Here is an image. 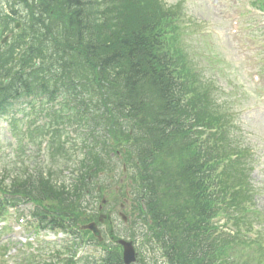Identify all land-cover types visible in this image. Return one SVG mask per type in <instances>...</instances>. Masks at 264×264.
Listing matches in <instances>:
<instances>
[{
  "label": "trees",
  "instance_id": "trees-1",
  "mask_svg": "<svg viewBox=\"0 0 264 264\" xmlns=\"http://www.w3.org/2000/svg\"><path fill=\"white\" fill-rule=\"evenodd\" d=\"M7 2L12 14L0 18V35L12 31V37L0 43V115L20 100L44 106L40 111L48 121L27 134L31 140L53 134L49 164L71 155L59 138L70 121L67 113L73 112L77 123L88 129L101 126L107 137L93 140L91 162L86 157L82 166L103 172L108 167L102 157L105 144L112 141L109 145L125 148L150 246L163 250L166 264H235L234 258L225 262L222 257L232 241L218 243V238L205 236L212 228L213 207L209 168L215 155L209 143L223 142L238 154L220 182L236 200L249 191L232 165L247 150L231 137L229 119L204 138V126L210 128L204 108L211 107V112L220 104L212 94V81L181 41L186 26L178 21L177 5L164 0ZM15 19L21 23L17 31L12 30ZM59 97V107L48 112L45 104ZM16 150L19 158L31 151L20 143ZM43 163L23 176L7 175L8 184L2 176L0 189L9 185L45 198L60 193L63 199V193L78 190L63 182L54 185ZM105 253L102 264H122L117 247Z\"/></svg>",
  "mask_w": 264,
  "mask_h": 264
},
{
  "label": "rangeland",
  "instance_id": "rangeland-1",
  "mask_svg": "<svg viewBox=\"0 0 264 264\" xmlns=\"http://www.w3.org/2000/svg\"><path fill=\"white\" fill-rule=\"evenodd\" d=\"M164 1L168 6L177 5L178 8L184 11L186 21L189 20V25L185 27L184 41L190 50V54L196 57V62L202 67L203 75L205 73L208 79L215 82L218 88L216 95L221 101H225L224 105L229 101L234 106L232 113L237 126L240 127L242 147L249 149V152L251 149L253 150L254 155H247L246 157L254 162L251 179L254 184H257L256 188L260 187L256 201L257 206L263 211L259 218L264 224V18L250 13L245 8L248 0ZM15 8H19L18 5H15ZM7 12H9L7 3L5 0H0V18ZM9 14L11 15L10 12ZM10 24H13V22H10ZM2 36H7V40L1 44L11 41L10 33H3ZM255 72L260 75L258 81H256ZM53 105V103H48V107H51V109ZM69 115L73 116L74 113L71 112ZM25 120L28 123H25ZM24 121L18 123L20 130H24L27 125L42 124L48 121V118L46 119L41 113L31 114L26 116ZM67 128L71 130V127ZM95 132L96 135H99L97 130ZM59 135V138L64 140V129H62V134ZM70 135L72 134L70 133ZM21 140L27 143L28 147H33L32 151H36L33 155L37 160L46 157V161L43 163V171L46 172L48 168L50 181L54 182V185H60L61 179H59L58 172L63 173L60 171V166L64 162H69L57 158L56 162L53 159L49 164L50 158L48 157L51 152L48 134L47 137H36L32 140L38 142V149L26 136H23ZM56 140L57 137L55 136L54 141ZM45 141H48V149L45 147ZM10 142L12 147L9 146ZM43 147L46 148L47 155H45ZM74 155L75 153H73ZM80 158H83L81 154ZM20 160L19 153L15 148V138L11 136L10 129L6 128L5 121H1L0 179L3 178L2 174L14 176L16 173H22ZM112 163L113 165L108 166V170L103 174L97 176L92 172L85 181V183L90 182L91 186L99 185L100 190L96 193L93 192L97 197L93 199L94 203L88 206L83 218L88 215H90L89 218L95 217L91 211L97 209L99 196L103 192L105 203L102 205V211L103 220L106 222L104 224L97 222L99 224L96 225L97 228L101 230L102 234H105V237L108 226L116 236L127 239V233L129 232L125 233V229L126 227L131 228L132 216H135L137 211V200L135 195L134 197L132 195L133 189L128 180V174L129 172L132 173V167L127 166L121 159L114 158ZM72 165H74L73 159ZM65 166L71 165L66 164ZM66 181L70 182V178L68 177ZM261 191H263V194H261ZM121 203H124L123 207H120ZM53 204L55 205L54 199L48 196V208H58ZM24 206L25 209H28L30 204L27 203ZM120 211L127 216V222L120 218L118 214ZM28 235L32 234L28 233ZM51 238L48 236V240ZM0 240L5 242V236L1 237ZM12 240L16 241L17 239L13 236ZM106 241L109 242L108 239ZM10 242L12 241L10 240ZM55 242L58 243L57 239ZM12 245L14 244L12 243ZM40 245H45V242ZM102 249V246L95 245L92 242L77 247L78 255L84 251L87 255L94 254L98 256ZM5 251L0 246V264H5L6 260L7 264H13V261L20 263L21 256L13 254L20 250L14 251V246H12L11 251L5 253L4 261L1 259V255ZM144 253L147 254L145 249Z\"/></svg>",
  "mask_w": 264,
  "mask_h": 264
},
{
  "label": "water",
  "instance_id": "water-1",
  "mask_svg": "<svg viewBox=\"0 0 264 264\" xmlns=\"http://www.w3.org/2000/svg\"><path fill=\"white\" fill-rule=\"evenodd\" d=\"M17 26H18V24H17ZM123 218H124V216H123ZM86 227L92 229L93 231L95 230V227L92 224H90ZM120 243L123 246V262L125 264H130L132 261L135 260V252H134L133 245L131 242H127L124 240H121Z\"/></svg>",
  "mask_w": 264,
  "mask_h": 264
}]
</instances>
